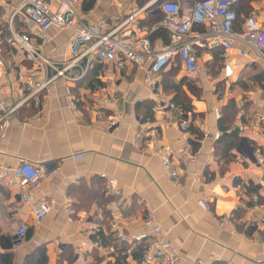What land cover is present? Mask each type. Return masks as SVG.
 <instances>
[{
  "label": "crops",
  "instance_id": "crops-1",
  "mask_svg": "<svg viewBox=\"0 0 264 264\" xmlns=\"http://www.w3.org/2000/svg\"><path fill=\"white\" fill-rule=\"evenodd\" d=\"M162 1L176 2L183 10L196 2L157 0L155 7ZM83 3L78 13L86 22L106 20L107 28L102 32L144 6H139V0H94L92 9L83 11ZM250 6V14L256 15L264 28V0L251 2ZM52 9H56V4ZM6 15L9 17L11 10ZM156 18L154 14H142L141 32H133L132 40L145 35ZM126 28L134 30L133 26L123 30ZM14 30L23 33L25 28L16 22ZM156 33L149 34L154 46L166 45V34L163 37ZM73 34L50 29L43 54L59 64L66 61ZM8 36L4 29V37ZM2 40V100L6 107H12L26 96L16 75L34 65L16 62L15 49ZM235 48L241 46L237 44ZM87 59L67 73L74 81L57 80L37 98L38 106L29 101L13 112L8 130L0 137V169L14 166L18 160L47 163L50 168L59 169L56 176L48 177L42 188L34 192L35 196L53 200L49 214L39 225L33 223L35 206L22 205L16 189L0 185V238L12 237L21 224H26L31 234L11 251L12 264H22L25 256L38 247L45 248L47 264H58L63 254L68 257L63 264H114L118 257L124 258V264H137L135 256L151 239V229L140 224L132 226L130 222L141 220L147 208L167 242L179 251L182 264H264V232L254 224L256 218L264 215L251 209L253 194L264 203V164L258 165L253 156L264 145V124L258 129L254 125L255 117L264 115V89L253 78L264 73V67L255 55L248 50L247 56L241 57L233 50L227 62L232 74L227 78L221 50L200 49L202 72L187 75L180 67L175 78L176 82L187 78L201 94L199 99L189 95L192 112L185 115L180 110L165 114L159 111V103L172 100L162 91V73L153 88L145 83L146 69L136 71L128 63L117 76L113 92L116 103L95 105L90 96L101 84L103 65L99 60ZM149 100L155 103L153 120H143L137 110L139 104ZM230 101L238 109L230 126V130H238V141L228 153L229 161L224 163L219 160L223 152L217 153L221 145L214 135L222 137L229 131H220L219 119ZM94 108L104 121L117 112L119 122L107 128L93 117ZM180 118L189 122L184 137L175 129ZM150 131L155 132L157 148L171 146V160L178 170L175 181L163 170L154 147L149 146ZM109 178L115 180L120 196H105ZM211 191L210 211L204 212L197 201ZM221 218H226L230 226L220 228ZM115 219L117 228L112 227ZM92 228L97 230L95 237L90 236ZM99 233L107 241L103 246ZM142 257L143 253L140 260Z\"/></svg>",
  "mask_w": 264,
  "mask_h": 264
},
{
  "label": "built area",
  "instance_id": "built-area-1",
  "mask_svg": "<svg viewBox=\"0 0 264 264\" xmlns=\"http://www.w3.org/2000/svg\"><path fill=\"white\" fill-rule=\"evenodd\" d=\"M96 1V0H95ZM153 0L143 7L128 14L124 21L114 27L102 32L107 28L106 20L99 23H88L78 13L83 0H0V38L3 42L15 49L13 56L16 62H30L34 68L25 73H18L16 81L21 84L26 96L18 104L6 107L2 100L0 85V137H2L10 126V116L19 107L34 101L39 105L37 98L49 86L57 80L74 81L68 76L83 59H96L103 65L100 83L90 96L97 106H110L116 103L114 93L118 74L125 65L131 64L136 71L146 69L145 83L155 87L157 77L168 67L178 64L187 75H196L202 72L199 64L198 52L204 48L220 49L225 61L224 73L227 78L232 74L228 65L229 54L235 50L241 57L247 56V51L255 55V60L264 67V28H261L254 15L250 14L243 19L238 27L236 6L241 0H199L191 8L181 9L180 5L173 1H162L157 7ZM12 3V5H9ZM56 4V9L52 5ZM11 10V15H6ZM161 15L162 19L152 25L149 31L132 40L133 32H141L140 16L142 14ZM117 21V19L115 20ZM19 22L24 26L23 33L14 30V24ZM133 26V29L125 27ZM55 28L58 31H71L73 36L69 41V58L56 63L47 58L43 51L48 44L47 32ZM197 28H201L198 30ZM4 29L9 33L4 37ZM165 32L168 43L156 48L149 34ZM241 48H235L236 45ZM4 63L0 55V71ZM84 75V74H83ZM75 109V105H73ZM162 114L178 110L171 101L158 104ZM91 112L93 117L101 120V124L107 128L115 126L119 122L120 114L114 112L113 116L104 121L95 108ZM38 119V118H37ZM264 124V115L255 117L254 125L258 129ZM176 131L185 136L189 130V122L180 118ZM154 131L148 134V144L154 147L155 155L160 164L172 181L178 177V170L171 160L172 148L163 145L157 148V138ZM205 135V134H204ZM220 134L216 133L214 139L218 140ZM254 159L258 165L264 164V145L254 151ZM190 161V159H185ZM59 169L50 168L47 163H32L18 160L14 166L0 169V185L6 189H16L22 205H34L33 223L39 225L49 214L53 200L48 196H35L48 177L56 176ZM236 180L235 176H232ZM237 187V184H235ZM239 186V185H238ZM244 186H248L245 183ZM121 191L116 187L114 179L107 180L105 196H120ZM212 191L202 194L197 201L198 207L204 211H210ZM251 209L264 215V203H260L256 194L251 195ZM220 228L230 226L226 218L219 220ZM142 225L151 229V239L141 248L143 257L137 264H182L179 251L167 242L165 234L161 232L159 224L155 222L153 213L147 208L144 217L137 221L133 220L130 225ZM254 224L259 231L264 232V216L256 218ZM112 227L117 228L116 219L112 221ZM28 233L26 224L19 225L11 237L12 250L17 249L25 243ZM97 230L92 228L90 236L95 237ZM123 237L122 233L118 234ZM96 247L99 246L94 241ZM79 251V250H78ZM111 252H114L110 248ZM128 250V254H130Z\"/></svg>",
  "mask_w": 264,
  "mask_h": 264
},
{
  "label": "trees",
  "instance_id": "trees-1",
  "mask_svg": "<svg viewBox=\"0 0 264 264\" xmlns=\"http://www.w3.org/2000/svg\"><path fill=\"white\" fill-rule=\"evenodd\" d=\"M83 1H84L82 5L83 11H89L90 9H92L94 5V0H83ZM149 1L150 0H139V6L145 5ZM254 1H258V0H241V2L236 6L235 11L237 12V16H238L237 25H236L237 27L242 24L244 17L250 14L252 10L250 3ZM156 17L157 18L154 21L155 23L159 22L162 19V16L160 15ZM197 29L201 30V28H197ZM159 33L161 36H163V34L165 35V32L163 31L162 32L160 31L156 34ZM216 59L217 57L215 55L214 61ZM97 67L99 68V66ZM179 70H180V66L176 64L175 66H171L166 71L162 72L160 84L163 93L167 96L171 95L172 96L171 102H173L178 108V110H180L181 113L185 115L188 114L189 112H192V105H191L192 102L189 95L196 99H199L201 94L199 90L193 85V83L187 78H182L179 82L175 81V78L178 75ZM253 80L255 83L258 84V87L264 89V73L256 75L253 78ZM154 110H155V103L154 101L149 100L139 104L137 112L139 115L143 117V120H153ZM224 110H225V114L222 116V118L219 119V129L220 131H225L226 129H228L229 131L228 133L224 134L222 137L218 139L217 144L221 145V147L218 149L217 153L222 154L223 152V155H220L219 160L224 161V163H227L229 161L228 153L230 150L236 147L238 141V130L237 129L230 130L231 129L230 126L236 117L238 109L236 108L234 102L230 101L226 105ZM30 235L31 234L29 233L28 230L26 239L29 238ZM99 238L101 241V245L103 246L107 242L106 238L105 236H102L100 233H99ZM0 250L3 251L0 252V263L12 264L14 256L11 252L12 251L11 237L0 238ZM138 254H140L139 256L141 257L142 252H139ZM64 255L65 254H63L60 257L58 264H63L64 259L65 260L68 259V257L67 256L65 257ZM139 256H135V258L137 260H140ZM123 259H124L123 257H118L114 264H124ZM22 264H47L45 248L38 247L35 250H33L29 255L25 256Z\"/></svg>",
  "mask_w": 264,
  "mask_h": 264
},
{
  "label": "rangeland",
  "instance_id": "rangeland-1",
  "mask_svg": "<svg viewBox=\"0 0 264 264\" xmlns=\"http://www.w3.org/2000/svg\"><path fill=\"white\" fill-rule=\"evenodd\" d=\"M254 17L256 18L257 22L259 23V20H258L257 16H256V15H254Z\"/></svg>",
  "mask_w": 264,
  "mask_h": 264
},
{
  "label": "water",
  "instance_id": "water-1",
  "mask_svg": "<svg viewBox=\"0 0 264 264\" xmlns=\"http://www.w3.org/2000/svg\"><path fill=\"white\" fill-rule=\"evenodd\" d=\"M159 1V0H158Z\"/></svg>",
  "mask_w": 264,
  "mask_h": 264
}]
</instances>
